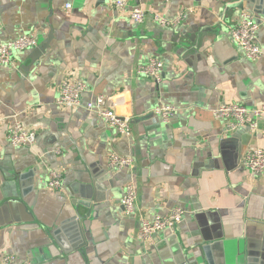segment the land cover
<instances>
[{
	"label": "crops",
	"instance_id": "obj_1",
	"mask_svg": "<svg viewBox=\"0 0 264 264\" xmlns=\"http://www.w3.org/2000/svg\"><path fill=\"white\" fill-rule=\"evenodd\" d=\"M113 2L0 0V44L24 32L38 40L14 65L0 64V258L264 264V171L255 175L243 164L248 149H264V115L256 130L226 131L230 120L213 114L224 103H264V0L249 10L259 20L257 61L244 57L228 32L239 19V0H133L127 12ZM134 7L187 17L175 28L151 16L136 23ZM174 33L189 46L177 51ZM150 57L164 62L160 83L137 73ZM71 78L85 84L83 106L74 110L57 103L62 82ZM98 96L130 112L131 136L86 110ZM161 103L177 109L167 123L153 113ZM15 121L36 133L33 145L9 144ZM111 153L134 165L111 169ZM51 169L61 172V189L48 187ZM131 181L138 204L127 215L121 198ZM175 208L185 214L174 229L138 238L143 218ZM77 215L84 238L77 237Z\"/></svg>",
	"mask_w": 264,
	"mask_h": 264
},
{
	"label": "built area",
	"instance_id": "obj_2",
	"mask_svg": "<svg viewBox=\"0 0 264 264\" xmlns=\"http://www.w3.org/2000/svg\"><path fill=\"white\" fill-rule=\"evenodd\" d=\"M133 0H114V7L122 12H127V6ZM70 7V4H66ZM131 19L136 23H143L148 16L163 28H175L182 24L187 15L181 14L175 18L168 19L155 12L148 11L141 7H134L129 11ZM259 22L255 15L247 8L239 11V19L229 26V35L233 43L249 60L257 61L261 58L263 51L257 42V32ZM38 40L34 33L24 32L8 42L0 44V64L10 66L15 64V59L37 46ZM164 62L157 57H150L146 63H141L137 67V73L143 77L153 79L160 83ZM85 84L79 79H67L61 84L60 96L57 103L66 109H79L82 105V93ZM117 101L111 97L98 96L94 100L88 101L85 108L95 112L103 123L114 127L119 133L126 136L132 135V123L134 117L130 112L117 107ZM153 113L160 117L165 123L177 113V109L170 104L161 103L154 107ZM213 114L217 118L229 119L226 131H233L240 126H248L252 130L257 129V120L264 115V103L258 107L249 108L237 102L224 103L214 109ZM8 142L13 147L30 146L36 142V133L29 130L20 121H15L8 131ZM243 164L253 174L259 175L264 171V149L252 147L245 152ZM134 165L133 158L129 156L111 153L109 155V166L113 170H122ZM47 185L52 189H61L63 178L60 171L51 169L47 180ZM121 204L127 215H134L137 211L138 190L133 181L127 183L121 198ZM185 211L182 208H175L164 216L156 215L153 218H143L139 226L138 238L141 241L151 239L158 232L170 231L174 229L184 218ZM15 257L5 255L0 258V264H12ZM24 264H31L26 262Z\"/></svg>",
	"mask_w": 264,
	"mask_h": 264
},
{
	"label": "water",
	"instance_id": "obj_3",
	"mask_svg": "<svg viewBox=\"0 0 264 264\" xmlns=\"http://www.w3.org/2000/svg\"><path fill=\"white\" fill-rule=\"evenodd\" d=\"M244 1L247 2L246 8L248 10H252L253 11L255 4L257 2L258 3L259 2H262L263 0H258V1H256V0H239L238 4H239L240 8H243ZM258 22H259V20H258ZM184 38L181 39V35L180 34H176V33L172 34V42L173 43L178 42V44H179V47H178L177 51L180 50V49H182V48H187L189 46V44L185 41ZM167 44L166 43L165 44L163 43L164 46H166ZM77 218H78V220H77L78 223L76 222V224L79 226V233H77V237L80 238L81 235H83V238H84V230H83V227L81 226L80 217L78 215H77ZM71 221L74 222L75 221V218H73ZM77 237H75V238L77 239ZM55 239L57 240V238H55ZM85 244H86V241L84 240V244L83 245H85ZM77 245H78V243L76 244V246ZM179 264H189V263L184 262V263H179Z\"/></svg>",
	"mask_w": 264,
	"mask_h": 264
}]
</instances>
